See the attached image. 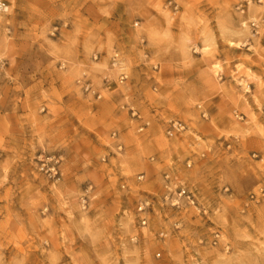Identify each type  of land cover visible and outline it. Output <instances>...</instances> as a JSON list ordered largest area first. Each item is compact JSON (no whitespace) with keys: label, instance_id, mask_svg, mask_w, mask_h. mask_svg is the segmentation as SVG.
Here are the masks:
<instances>
[{"label":"rangeland","instance_id":"1","mask_svg":"<svg viewBox=\"0 0 264 264\" xmlns=\"http://www.w3.org/2000/svg\"><path fill=\"white\" fill-rule=\"evenodd\" d=\"M174 1L6 0L0 264H264V0ZM170 170L207 217L162 204Z\"/></svg>","mask_w":264,"mask_h":264},{"label":"built area","instance_id":"2","mask_svg":"<svg viewBox=\"0 0 264 264\" xmlns=\"http://www.w3.org/2000/svg\"><path fill=\"white\" fill-rule=\"evenodd\" d=\"M167 2L172 16L175 17L179 12V7L174 0H167ZM6 9V0H0V25L2 17L6 14ZM5 66L6 61L0 55V74L3 73ZM140 130H142V128ZM186 131L187 126L183 122H181L180 120H170L166 129V136L168 138H173L181 136ZM188 147H191V145H188ZM36 165L37 172L43 175L46 179L57 183L62 178V174L60 171V159L58 157L42 153L37 158ZM186 166H190L189 162H187ZM143 178L144 177L140 175V177H138L137 179L142 180ZM162 178L164 190V194L162 196V204L164 206L177 210L188 206L193 208L196 213L201 216L207 217L210 214L208 208H206L199 202V197L197 196L195 191L189 188L184 181L179 180L176 174L173 173V171L170 170L168 172H165ZM249 198L254 202H259L261 198H264V192H261V194L259 195L251 194ZM152 208L153 206L149 201H143L137 205V213L139 215H143V217L139 218V223L141 224V226H146V215L150 213ZM218 239L219 235L215 234L213 244H216Z\"/></svg>","mask_w":264,"mask_h":264},{"label":"bare ground","instance_id":"3","mask_svg":"<svg viewBox=\"0 0 264 264\" xmlns=\"http://www.w3.org/2000/svg\"><path fill=\"white\" fill-rule=\"evenodd\" d=\"M10 5L7 6L6 14L2 17V21H1V25H0V48L1 49L5 48L7 45V33L9 32V29H8L9 23H8V21H6V16L10 14V12H9ZM239 34H242V35L247 34V27H246L245 23H242V28H241V31ZM227 42H228L229 46H235L236 45V43L232 40H228ZM192 47L196 48V44H194L193 42L188 41L186 39L181 40L179 48L182 52V55H184V58L180 61L181 63L192 60L190 57H185V55L189 56V53L187 50H189ZM205 51H206V49L201 50V54H202L201 59L202 60H205V57H204ZM113 67H114L113 71H115L117 73H122L126 69V62L121 57H117L114 61ZM207 69L210 71H214L215 69H221V65L216 64L213 67L207 66Z\"/></svg>","mask_w":264,"mask_h":264}]
</instances>
